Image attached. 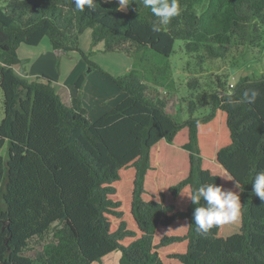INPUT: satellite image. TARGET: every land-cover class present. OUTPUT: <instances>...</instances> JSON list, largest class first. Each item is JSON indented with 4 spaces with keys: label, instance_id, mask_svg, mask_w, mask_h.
I'll list each match as a JSON object with an SVG mask.
<instances>
[{
    "label": "trees",
    "instance_id": "1",
    "mask_svg": "<svg viewBox=\"0 0 264 264\" xmlns=\"http://www.w3.org/2000/svg\"><path fill=\"white\" fill-rule=\"evenodd\" d=\"M179 2L181 14L160 32L143 0H127L124 10L118 0H94L84 11L72 0L0 6V264H35L24 252L47 238L55 246L41 264H94L115 251L119 264H264V201L252 187L264 170V76L241 77L228 89L221 82L210 99L197 94L192 106L210 104V113L178 122L132 72L104 73L125 98L92 121L82 103L84 74L67 106L52 77L29 81L14 71L19 46L44 39L84 59L78 40L86 30L105 53L164 58L176 40L188 54L220 60L233 38H261L264 0ZM249 90L259 92L255 103H234ZM205 183L237 192L242 206L237 222L206 235L191 224L186 197L189 186Z\"/></svg>",
    "mask_w": 264,
    "mask_h": 264
},
{
    "label": "rangeland",
    "instance_id": "2",
    "mask_svg": "<svg viewBox=\"0 0 264 264\" xmlns=\"http://www.w3.org/2000/svg\"><path fill=\"white\" fill-rule=\"evenodd\" d=\"M8 0H0L4 6ZM121 10H124L120 7ZM259 40L245 41L237 37L232 39L231 48L224 59H208L201 54H188L183 41L176 40L173 51L164 58L150 50L136 54L105 53L102 45L93 47L90 31L80 35L78 46L84 59L76 53L55 56L49 48L47 39L39 47H28L21 44L18 48L20 64L14 69L18 76L24 75L27 69V80L32 81L34 72H47L56 82V92L61 95L65 104L75 96L73 83L78 76H86L82 88V103L88 110V118L98 119L114 107L125 94L121 92L104 73L112 77H120L129 72L140 79L148 88L154 89L158 96L167 102L166 112L173 119L182 122L189 117L201 118L210 113L211 107L192 106L197 94L210 95L220 90L219 83H225V88L233 87L239 78H260L264 76V28L261 29ZM46 48L48 51H46ZM201 61V62H199ZM90 64L97 66L91 70ZM63 68V70H61ZM26 75V74H25ZM36 79V78H35ZM194 82V88L189 87ZM193 107H196L193 109ZM3 119L2 95L0 92V123ZM6 144L0 150V156L5 157ZM55 246L51 238L34 241L24 255L41 264ZM121 253L115 251L94 264H119Z\"/></svg>",
    "mask_w": 264,
    "mask_h": 264
},
{
    "label": "clouds",
    "instance_id": "3",
    "mask_svg": "<svg viewBox=\"0 0 264 264\" xmlns=\"http://www.w3.org/2000/svg\"><path fill=\"white\" fill-rule=\"evenodd\" d=\"M72 2L79 11H84L85 7L89 9L95 7L94 0H72ZM118 2L122 9L127 7V0H118ZM143 5L157 18L152 26L153 32H160L173 18L181 14L179 0H143ZM258 96V91L249 90L234 103L253 104ZM237 184L238 182L234 183L235 188H238ZM252 187L254 195L264 201V170L255 174ZM189 188L186 197L194 205L191 224L195 225L198 233L206 235L214 226L237 222L240 219L242 206L237 192L213 183H205L198 188L189 186Z\"/></svg>",
    "mask_w": 264,
    "mask_h": 264
},
{
    "label": "crops",
    "instance_id": "4",
    "mask_svg": "<svg viewBox=\"0 0 264 264\" xmlns=\"http://www.w3.org/2000/svg\"><path fill=\"white\" fill-rule=\"evenodd\" d=\"M37 48V47H36ZM49 48L51 49V47H50V45H49ZM52 50V49H51ZM46 51H48L47 50V48H46ZM52 51H54V50H52ZM55 54V53H54ZM19 55V54H18ZM56 56V55H55ZM61 70H63V68H61ZM25 74L24 75H21V77H28L27 75H28V73H27V69H25V72H24ZM45 73H47V72H43V71H41L40 70V72H34V74L32 75V78L33 79H35V78H38V77H40V75H42V74H45ZM79 77V76H78ZM54 88H56V83L54 84ZM56 91V90H55ZM77 93V92H76ZM76 95V94H75ZM60 97H61V95H59ZM125 98V97H124ZM65 103V102H64ZM67 106H69V104H66Z\"/></svg>",
    "mask_w": 264,
    "mask_h": 264
},
{
    "label": "water",
    "instance_id": "5",
    "mask_svg": "<svg viewBox=\"0 0 264 264\" xmlns=\"http://www.w3.org/2000/svg\"><path fill=\"white\" fill-rule=\"evenodd\" d=\"M54 53H55L56 56H60L61 54H64V51L60 50V49H57V50H54Z\"/></svg>",
    "mask_w": 264,
    "mask_h": 264
}]
</instances>
